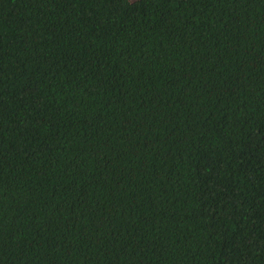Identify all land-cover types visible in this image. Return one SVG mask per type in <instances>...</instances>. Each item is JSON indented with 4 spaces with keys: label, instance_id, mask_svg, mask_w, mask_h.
<instances>
[{
    "label": "trees",
    "instance_id": "16d2710c",
    "mask_svg": "<svg viewBox=\"0 0 264 264\" xmlns=\"http://www.w3.org/2000/svg\"><path fill=\"white\" fill-rule=\"evenodd\" d=\"M0 264H264V0H0Z\"/></svg>",
    "mask_w": 264,
    "mask_h": 264
}]
</instances>
